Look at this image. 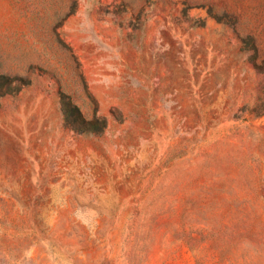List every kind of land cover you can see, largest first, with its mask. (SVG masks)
Segmentation results:
<instances>
[{"label":"rangeland","instance_id":"obj_1","mask_svg":"<svg viewBox=\"0 0 264 264\" xmlns=\"http://www.w3.org/2000/svg\"><path fill=\"white\" fill-rule=\"evenodd\" d=\"M0 264H264V0H0Z\"/></svg>","mask_w":264,"mask_h":264}]
</instances>
